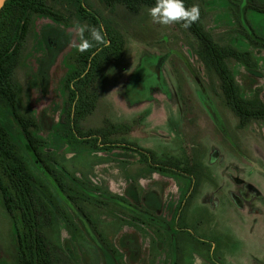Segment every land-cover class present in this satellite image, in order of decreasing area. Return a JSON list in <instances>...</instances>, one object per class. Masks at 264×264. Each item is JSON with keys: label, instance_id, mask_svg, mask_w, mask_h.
Listing matches in <instances>:
<instances>
[{"label": "rangeland", "instance_id": "1", "mask_svg": "<svg viewBox=\"0 0 264 264\" xmlns=\"http://www.w3.org/2000/svg\"><path fill=\"white\" fill-rule=\"evenodd\" d=\"M202 1L213 39L248 50L256 60L255 76L241 63L230 62L242 97L250 98L256 90L264 93V51L242 35L238 0ZM89 2L127 32V46L123 58L106 70L98 85V105L81 124L94 128L109 122L118 126L115 138L134 141L159 160L181 166L191 164V154L197 168L187 176L149 172L132 151L82 153L60 141L54 127L65 98L67 56L78 44L80 28L36 16L13 75L16 109L33 117L44 152L58 161L54 167H64L87 194L103 201L88 197L78 200V206L50 203L56 218L42 231L56 263L264 264V173L250 164L264 169V122L236 127L190 53L195 42L185 30L155 24L148 8L133 15L121 9L111 14L97 0ZM246 17L264 36V13L249 10ZM49 31L61 32V49L51 40L45 43L43 34ZM0 120L13 125L20 153L37 171L9 112ZM55 195L64 196L59 191ZM16 235L0 196V264H17Z\"/></svg>", "mask_w": 264, "mask_h": 264}, {"label": "trees", "instance_id": "2", "mask_svg": "<svg viewBox=\"0 0 264 264\" xmlns=\"http://www.w3.org/2000/svg\"><path fill=\"white\" fill-rule=\"evenodd\" d=\"M97 1L111 14L121 9L123 13L132 15L155 3V0ZM194 4L199 6L200 12L196 22L188 28L173 24L185 30L195 42L190 53L202 65L207 83L236 119L237 128L264 122V93L256 90L252 97H242L240 86L230 68V62H238L245 67L248 75L255 76L257 63L252 53L215 41L205 26L203 1L185 0V7ZM235 6L242 35L252 47L264 51V36L255 31L246 17L249 10L264 13V0H238ZM40 15L57 23L80 28L78 44L67 56L70 69L63 81L65 98L54 127L60 141L82 153L108 152L113 149L132 151L145 161L149 172L187 176L197 168L191 154L187 158L191 164L181 166L179 161L159 160L154 152L140 147L134 141L115 138L119 132L118 126L109 122L94 128H86L81 124L98 105V85L106 70L111 64L119 62L126 50L127 32L114 18L100 9H94L89 0H6L0 8V115L5 110L9 112L18 129L19 142L29 151V158L37 170H32L20 153L11 131L13 125L0 120V196L17 230V264H57L42 231L43 225L56 218L51 204L69 205L70 201L78 206V200L88 197L103 202L100 196L87 194L83 188L85 186L64 167L61 170L54 167L58 161L52 154L44 152V141L34 134L37 125L33 117L20 114L16 109L14 71L32 30L33 19ZM85 26L102 30L100 41L90 31L82 30ZM43 39L45 43L51 40L53 47L59 49L65 43L58 31L45 32ZM84 44L88 45L87 49L80 51ZM57 191L64 196H56ZM94 191L100 192V189ZM116 201L114 203L119 205ZM60 214L65 221L71 222L66 212L61 210Z\"/></svg>", "mask_w": 264, "mask_h": 264}, {"label": "clouds", "instance_id": "3", "mask_svg": "<svg viewBox=\"0 0 264 264\" xmlns=\"http://www.w3.org/2000/svg\"><path fill=\"white\" fill-rule=\"evenodd\" d=\"M147 15L151 21L161 26L171 25L173 23L181 24L182 27L188 28L199 18V6L192 5L185 7V0H155L153 6L147 9ZM82 30H88L92 36L100 41V29H88L85 26ZM88 45L80 47V51H85Z\"/></svg>", "mask_w": 264, "mask_h": 264}, {"label": "water", "instance_id": "4", "mask_svg": "<svg viewBox=\"0 0 264 264\" xmlns=\"http://www.w3.org/2000/svg\"><path fill=\"white\" fill-rule=\"evenodd\" d=\"M6 0H0V8L3 6V4H4V2H5ZM191 75H192V77L194 78V80L196 81V83L198 84V86H199V88H200V90L202 91V92H204L205 90H204V87H203V85H202V83L200 82V80H199V78L191 71ZM250 164L252 165V166H254L257 170H259L260 172H262V173H264V169L262 168V167H260L256 162H254V161H250Z\"/></svg>", "mask_w": 264, "mask_h": 264}, {"label": "flooded vegetation", "instance_id": "5", "mask_svg": "<svg viewBox=\"0 0 264 264\" xmlns=\"http://www.w3.org/2000/svg\"><path fill=\"white\" fill-rule=\"evenodd\" d=\"M225 137H226V138H229L227 134H225Z\"/></svg>", "mask_w": 264, "mask_h": 264}]
</instances>
